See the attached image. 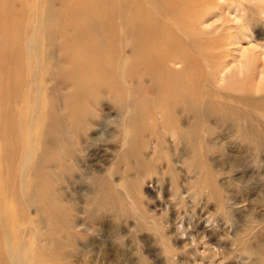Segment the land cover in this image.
Segmentation results:
<instances>
[{"label": "rangeland", "instance_id": "rangeland-1", "mask_svg": "<svg viewBox=\"0 0 264 264\" xmlns=\"http://www.w3.org/2000/svg\"><path fill=\"white\" fill-rule=\"evenodd\" d=\"M22 3L30 16L42 6L15 0L7 9ZM27 15L15 18L28 23ZM200 24L207 33L196 36L220 35L201 48L218 62L203 70L211 93L196 96L199 112H183L194 117L188 141L173 134L181 126L163 130L155 117L123 121L126 107L105 96L76 135V102L65 95L59 49L40 32L32 66L44 64L49 48L54 58L36 94L50 119L35 120L28 168L27 107L7 120L16 132L0 142V264H12L11 255L15 264H264V0H216ZM246 58L250 72L241 79L237 65ZM240 121L255 125V135L241 136Z\"/></svg>", "mask_w": 264, "mask_h": 264}, {"label": "bare ground", "instance_id": "bare-ground-1", "mask_svg": "<svg viewBox=\"0 0 264 264\" xmlns=\"http://www.w3.org/2000/svg\"><path fill=\"white\" fill-rule=\"evenodd\" d=\"M56 1L59 6L54 4ZM14 3L15 0H0V142L16 132V128L9 127L7 120L14 121L19 106L18 113L27 107L28 155L24 168L34 154L31 155L35 120L50 119V111H45L47 104L42 102L41 96L39 110L36 94L41 92L37 83L39 75L49 70V63L54 58L49 48L45 56H41L44 64L32 66L37 58L40 32H43L47 46L55 45L59 49V75L69 87L65 95L76 102L72 106L73 115H77L72 117L76 135L93 121L100 96H105L126 107L125 111L121 110L123 121L137 123L144 117L153 120L155 117L163 130L174 123L182 129L178 128L179 132L175 130L173 134L187 141L194 139L192 122H188L194 117L186 120L183 112L198 110L199 98L196 96L201 92L203 95L204 92L211 93V85L208 84L207 88L204 82L203 70H211L218 62L215 58L218 55L203 54L201 48L211 42L218 44L220 40L217 32L218 37L209 39L194 33H207L201 28L200 21L205 9L214 5L216 0H41L40 8L37 4L33 7V16L27 15L30 9L23 6L24 3L19 10L14 8L9 12L7 7H13ZM19 14L27 15L28 23L17 20L15 16ZM24 56H27L26 63ZM251 63L249 58L238 62L241 79L248 76ZM24 71L28 73L23 78ZM145 81L154 90L153 94L142 91L141 83ZM45 91L40 94L44 98L48 94L47 89ZM179 96L182 97V108H176ZM139 104L148 110L139 111L135 108ZM78 107L85 108L84 112H78ZM164 108L166 111L160 112L158 117L156 112ZM203 113L207 116L208 109ZM239 129L241 136H254L256 126L240 121ZM207 133L212 135V130ZM3 151L4 154L12 152L10 148ZM6 168L14 170L16 165L9 162ZM10 259L15 264L14 255Z\"/></svg>", "mask_w": 264, "mask_h": 264}]
</instances>
